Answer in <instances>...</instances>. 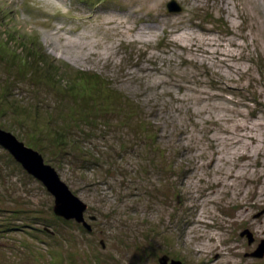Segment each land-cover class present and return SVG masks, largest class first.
<instances>
[{
	"label": "rangeland",
	"instance_id": "1",
	"mask_svg": "<svg viewBox=\"0 0 264 264\" xmlns=\"http://www.w3.org/2000/svg\"><path fill=\"white\" fill-rule=\"evenodd\" d=\"M171 1L0 0V129L92 227L0 146V264H264V0Z\"/></svg>",
	"mask_w": 264,
	"mask_h": 264
},
{
	"label": "water",
	"instance_id": "2",
	"mask_svg": "<svg viewBox=\"0 0 264 264\" xmlns=\"http://www.w3.org/2000/svg\"><path fill=\"white\" fill-rule=\"evenodd\" d=\"M167 9L170 14L183 11L182 7L174 0L167 4ZM0 146L6 149L28 174L45 185L48 192L55 198L54 212L58 216L65 218L66 221L74 220L78 224L81 223L87 230L92 231L91 225L85 220L88 206L70 192L69 187L60 179L56 170L44 163L41 154L26 147L14 135L1 129ZM95 219V217L92 218V220ZM241 236H246L250 244L254 242V236L249 230L243 231ZM250 256L264 257V240ZM159 262L160 264H182L181 261L175 260L169 262L168 257L161 258Z\"/></svg>",
	"mask_w": 264,
	"mask_h": 264
}]
</instances>
